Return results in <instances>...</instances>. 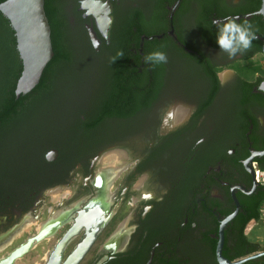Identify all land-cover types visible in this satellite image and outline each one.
I'll return each instance as SVG.
<instances>
[{
    "label": "flooded vegetation",
    "instance_id": "obj_1",
    "mask_svg": "<svg viewBox=\"0 0 264 264\" xmlns=\"http://www.w3.org/2000/svg\"><path fill=\"white\" fill-rule=\"evenodd\" d=\"M261 4L57 0L61 36H87L95 51L109 50L111 36H139L127 65L147 74L137 88L151 93L146 102L140 93L141 103L131 115L108 118L88 134L76 127L79 145L68 139L65 127L57 145L49 141L46 168L57 180L35 194L29 210L0 215V243L22 230L11 251L45 230L24 257L47 240L54 239V246L71 229L63 259L94 233L78 264H218L222 220L235 210L236 200L238 213L243 211L242 203L262 186L254 185L251 175L253 161L264 164V101L252 98L264 92L259 89L264 79ZM106 10L111 16L107 34L99 21ZM226 16L250 24L257 37L250 50L235 57L221 52L216 42L212 21ZM90 36H97L96 46ZM154 51L164 52L167 63H145ZM64 191L70 194L57 203L49 200L50 193ZM237 233L232 219L224 225L223 255L236 251Z\"/></svg>",
    "mask_w": 264,
    "mask_h": 264
},
{
    "label": "trees",
    "instance_id": "obj_2",
    "mask_svg": "<svg viewBox=\"0 0 264 264\" xmlns=\"http://www.w3.org/2000/svg\"><path fill=\"white\" fill-rule=\"evenodd\" d=\"M44 8L52 29L54 54L38 84L18 98L15 86L22 62L15 48V36L0 13V215L7 216L13 208L23 212L29 210L35 194L57 180L55 173L46 168L44 151L49 141L57 145L64 127L69 129L68 139L79 145L76 127L88 134L108 118L131 115L141 103L140 93L144 94L143 102L148 101L146 95L151 93L137 88L147 74L137 73L136 68L127 65L133 53L130 49L132 41L139 45V36H111L110 49L98 52L87 36H61L62 19L58 15L57 0H44ZM118 52H123L124 56L112 63ZM75 69L83 78L93 74L97 85L86 96L80 97V103L67 105L66 112L57 113L53 109L55 111L51 114H46L55 99L53 96L67 91L66 81L77 77ZM252 98L264 101V92ZM257 164L264 169L262 161L257 160ZM263 203L264 185L248 198L246 204L242 203L244 210L232 219L238 233L236 251L232 255L224 253L228 259L234 260L264 249L250 241L245 232L251 220L260 218ZM242 264H264V256Z\"/></svg>",
    "mask_w": 264,
    "mask_h": 264
},
{
    "label": "water",
    "instance_id": "obj_3",
    "mask_svg": "<svg viewBox=\"0 0 264 264\" xmlns=\"http://www.w3.org/2000/svg\"><path fill=\"white\" fill-rule=\"evenodd\" d=\"M93 2L96 7H103V2ZM0 11L9 18L16 33V47L22 62V70L15 86V95L16 98H18L21 94L29 92L36 84H38L46 64L54 54L50 36L51 29L45 13L44 0H4L0 3ZM258 13L264 18V0H262ZM101 18L102 20H99L102 22L100 23V26L102 27L103 33L107 34L109 33L111 21L109 11L106 10L103 12V17ZM103 37L109 39V36ZM90 38L92 43L96 46L98 44L97 36H90ZM261 85H264V79L259 84L260 90ZM262 153H264V151ZM251 175L253 176L252 169ZM254 185H258V183L254 182ZM238 209L239 203L236 200L235 210L226 216L221 222L219 238L215 248L218 264H242L250 259L264 256V249L234 260H230L222 254L224 225L237 215ZM71 233L72 231L70 229L56 242L52 249L48 251L47 257L42 264L79 263L91 246L94 240V233L88 234L82 241L77 243L70 253L63 259V251ZM45 236L46 231L41 230L36 235L27 238L9 251L6 256L0 258V264H13L16 259L22 257L27 251H29L35 242L40 241Z\"/></svg>",
    "mask_w": 264,
    "mask_h": 264
},
{
    "label": "rangeland",
    "instance_id": "obj_4",
    "mask_svg": "<svg viewBox=\"0 0 264 264\" xmlns=\"http://www.w3.org/2000/svg\"><path fill=\"white\" fill-rule=\"evenodd\" d=\"M75 73V75L77 76L75 79L72 78L70 79V81H66L67 83L65 84V87L67 86V91L61 94H56L57 96H53L55 97V99L52 100L50 106L47 108L46 114H51L55 110L57 111V113L66 112L67 105L72 103H80V97L83 98V96H86L88 92H91V88L97 85L93 78V74H90L83 78L81 74L76 71V69ZM69 194L70 192L66 191L52 192L49 194L48 198L51 202L57 203L62 197L68 196ZM25 228L26 230H28V227L25 226ZM245 232L250 241L256 242L264 247V220L259 219L256 222L252 221L248 223ZM21 233H23L22 230H20L19 232H15L12 239L0 243V256L7 253L15 245L14 243H17L20 240V238L22 237ZM54 242V239H50L41 243L32 251L27 253L24 257L16 259L13 264H42L44 262L47 250H49L53 246ZM36 250H38V252Z\"/></svg>",
    "mask_w": 264,
    "mask_h": 264
},
{
    "label": "clouds",
    "instance_id": "obj_5",
    "mask_svg": "<svg viewBox=\"0 0 264 264\" xmlns=\"http://www.w3.org/2000/svg\"><path fill=\"white\" fill-rule=\"evenodd\" d=\"M212 23L217 29L216 42L221 52L227 53L229 57H235L250 50L253 40L257 38L252 32L250 24L237 23L235 18L230 16H226L220 20H213ZM123 56V52H118L111 62L114 63L118 58ZM167 61L168 57L162 51H154L144 57L145 63L153 65L164 64ZM261 90H264V85H261Z\"/></svg>",
    "mask_w": 264,
    "mask_h": 264
},
{
    "label": "built area",
    "instance_id": "obj_6",
    "mask_svg": "<svg viewBox=\"0 0 264 264\" xmlns=\"http://www.w3.org/2000/svg\"><path fill=\"white\" fill-rule=\"evenodd\" d=\"M251 165L253 168V177H254L255 182L260 185H264V169L260 168L256 161H253ZM261 211L262 213L259 219L264 220V203L261 205ZM252 221L256 222L257 220H251L250 222Z\"/></svg>",
    "mask_w": 264,
    "mask_h": 264
}]
</instances>
